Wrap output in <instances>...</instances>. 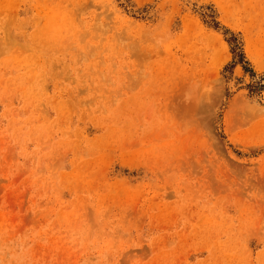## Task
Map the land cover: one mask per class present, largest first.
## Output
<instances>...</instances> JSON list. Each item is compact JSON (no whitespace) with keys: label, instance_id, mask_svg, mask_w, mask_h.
Wrapping results in <instances>:
<instances>
[{"label":"rangeland","instance_id":"rangeland-1","mask_svg":"<svg viewBox=\"0 0 264 264\" xmlns=\"http://www.w3.org/2000/svg\"><path fill=\"white\" fill-rule=\"evenodd\" d=\"M0 264H264V0H0Z\"/></svg>","mask_w":264,"mask_h":264}]
</instances>
